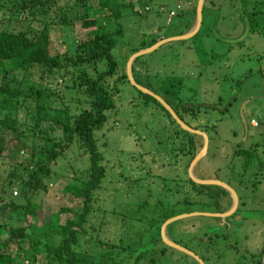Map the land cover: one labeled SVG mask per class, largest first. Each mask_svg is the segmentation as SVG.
Here are the masks:
<instances>
[{"label": "rangeland", "instance_id": "1", "mask_svg": "<svg viewBox=\"0 0 264 264\" xmlns=\"http://www.w3.org/2000/svg\"><path fill=\"white\" fill-rule=\"evenodd\" d=\"M207 1L209 5L213 2L210 5L213 9L205 6L202 14L203 24L201 23L202 26L200 24V28L197 29L199 33L188 41L187 46L178 39L173 40L171 36L180 30L191 31L196 21V12L187 14L185 7L181 14L170 20L171 17H167L168 12L180 5L176 0L139 1L136 5L138 9L143 10L142 13L130 14L122 18L125 32L121 40L124 43L120 49H116L117 46L113 48L112 53L118 61V66L123 68L124 62L126 61L127 64L131 56L128 57L130 47L141 42L145 43V39L156 32L157 26L162 24L159 33L167 36L168 40L158 45L156 52L141 53L143 55L137 61L134 62V59L131 61L130 68L133 65L135 72L132 78L136 84L152 91V94L147 93L152 97L156 94L171 104L175 100L174 97H178L175 100L177 102H189L185 103L189 110L183 111L184 114L180 111L183 120L176 115L186 125L193 128L198 126V130L203 129L209 135L207 150L192 169L194 176L228 182V185L238 191L239 200L243 202L238 210L226 216L216 215L205 219L199 215H191L177 218L166 225L165 232L168 238L177 240L204 256H206L204 251L208 250L207 255L210 259L208 262L205 260V264H261L258 260L262 262L264 260V34L251 32L250 29L252 27L264 31V0ZM193 3L194 1L191 0L189 5L193 6ZM234 12L236 15H232ZM131 20L133 23L130 22ZM114 25L117 26L116 22L112 21L111 26ZM89 33L79 28L75 31L77 38L87 37ZM59 42L61 39H53L52 50ZM62 72V70L56 71L52 76H58ZM134 72L130 69L131 76ZM66 80H69V75L63 74L56 81L54 79L53 85L61 87ZM119 86L120 91L116 96V121L113 123L110 118L106 122L100 130V141L107 142L101 147L107 159L110 158V161L122 165L107 166L103 182L94 191L96 216L99 219L104 214L103 221L107 223L102 225L96 239L102 242L115 241L114 237L117 235L120 238L128 237L129 239L125 238V240L131 242L142 237L137 243L138 246L143 248L148 243L142 253L147 257L152 254L161 256L156 248L164 244L161 238L163 222L158 231L159 236L155 239L154 235L153 240L148 242L155 233L152 224L163 215L173 216V214L194 212L186 211L197 209L198 204L186 205L180 202L176 205L174 200L180 194L169 190L173 178L181 175L186 161L185 155L180 154L179 150L170 148L168 139L167 151L164 154L170 155L173 152L172 154L179 158L175 167H163L153 161L152 151L154 147L162 149V146L166 145V143H157L162 132L165 136L173 134L171 137L178 134L180 140L177 142L183 143L178 145L183 148L184 144L188 147V135H184L173 125L169 129L163 128V113L157 103L159 100L156 97L157 101L151 96L140 94L135 88L138 86L134 85L130 78L122 81ZM244 101L247 110L251 112L246 118L255 117L250 123L255 120L262 125L260 129L249 126L246 135L240 115ZM170 115L173 117L172 114ZM174 120L184 129L175 118ZM159 127L162 129H158ZM132 136L136 139L134 140ZM195 138L198 152L202 147L200 143L203 144V136ZM178 145L172 146L175 148ZM248 147H252L253 151L248 153L247 159L252 165L250 166L249 163L247 169L242 171L239 165L246 159V155L236 150ZM149 149L152 150L148 151ZM3 161L4 163L0 159V171L5 168L6 160ZM87 162L88 155L74 141L59 161L56 171L72 165L80 170V166H85ZM131 164L137 165V168H131ZM115 171L120 173L119 182L110 178ZM86 173L88 174L87 171ZM77 175L86 177L83 172L73 171L68 172L67 175H55L53 177L55 181L49 185L48 191L38 194L40 206L37 223L48 220L51 216L55 217L54 211L61 206L79 209L77 200L70 193L64 192L66 184ZM163 181L166 184L165 188H162ZM13 186H11L12 192L17 189ZM197 198L191 194L188 199ZM143 199L148 200L149 205L141 207L142 213L137 212L135 208L139 202L142 204ZM117 202V208H121L124 213L114 211ZM220 202L222 208L229 210L232 205L231 193L220 196ZM70 215L67 213L58 216L63 221ZM207 220L217 229V234L212 235L211 242L205 241L203 246L202 244L197 246L196 241L202 239L204 227L209 224ZM128 224L130 226L124 235L123 230ZM94 235L96 234L79 238L78 250L87 256L85 264L91 262L113 264L108 259L109 250H106L100 241H95ZM168 247L162 255L165 258L178 260V256L182 254L184 256L177 261L178 264H200L183 250L173 246ZM172 249L175 250L173 254H171ZM110 250L117 252L118 249L112 246ZM124 253L116 256L115 260H121ZM143 260L144 258L140 259L136 264H144ZM174 261H170V264ZM123 264H129V260L124 261Z\"/></svg>", "mask_w": 264, "mask_h": 264}, {"label": "trees", "instance_id": "2", "mask_svg": "<svg viewBox=\"0 0 264 264\" xmlns=\"http://www.w3.org/2000/svg\"><path fill=\"white\" fill-rule=\"evenodd\" d=\"M139 1L141 0H0V159L2 163L6 160L4 170L0 171L3 172L0 173V264H85L87 256L78 250L79 238L84 235L90 237L93 233L96 234L93 236L95 241H100L101 245L109 250L108 259L113 264H123L126 260H129V264H136L142 258L144 264H162V262L170 264V261L175 260L162 256L169 248L165 243L156 248L161 256L152 254L147 257L142 251L148 243L143 248L137 244L142 237L130 242L125 240V238L129 239L128 237L120 238L116 235L117 238L114 237V240H121L118 243L96 239L102 225L107 223L103 221L104 214L99 219L96 216L94 191L103 182L107 166L122 165L110 161V158L107 159L103 153L104 149L101 148L107 142L100 141V130L106 122L110 118L113 123L116 121V96L120 91L119 85L128 79L126 61L123 68L119 67L112 49L116 46V49H120L124 43L121 40L125 32L122 18L130 14L142 13L143 10L138 9L136 5ZM176 1L180 4L178 6L184 3L185 6L176 8L172 14L168 12L167 17H171L170 20L181 14L185 7L187 14H195L197 0H192L193 6L186 4L190 0ZM211 4L213 2H210ZM210 5L207 0H203L200 24H203L202 14L205 6L213 9ZM112 21L116 22L117 26H111ZM130 22L133 23V20ZM161 25H158L157 31L145 39V43L141 42L130 47L128 57L166 38L167 36L159 33ZM77 28L89 31V36L77 38L75 35ZM250 31L264 34L263 30L257 28L251 27ZM185 32L180 30L176 34L181 35ZM198 33L199 31L196 30L185 38H179L178 41L187 46L188 41ZM54 38L61 39V42L52 50ZM157 46L148 52H156L159 47ZM143 54L136 56L133 61H137ZM133 67L131 65L132 72H134ZM61 70L62 74L52 76L54 72ZM63 74H68L69 80H66L61 87L53 85L54 79L56 81ZM134 74L135 72L132 77ZM135 88L140 94L151 96ZM152 98L156 100L155 97ZM175 100L172 103L174 105L164 101L182 119L180 111L182 114L183 111H188L189 107H186L185 103L189 102L182 103ZM157 103L163 113L162 127L169 129L173 125L184 135H188V147L184 144L183 148L178 145L183 144L181 141L177 142L180 140L178 134L171 137L173 134L165 136L162 132L157 143H166V145L162 146V149L154 147L152 151L153 161L158 162L159 166L175 167L179 157L173 155V152L170 155L164 154L169 139L170 148L179 150L180 154L183 153L186 157L181 175L173 178L169 188L170 191L180 194L174 200V204L180 202L186 205L198 204L197 209L186 212L192 210L224 212L227 208H222L220 196L229 192L217 184L197 183L187 173V167L198 150L195 137L200 135L180 128L171 117L169 110L160 102ZM246 115H251V112L244 111L247 131L249 126L257 129L262 127L255 120V122L251 121V124L250 120L255 117L247 119ZM197 127L195 126L196 129ZM202 131L206 133L205 130ZM132 138L136 139L135 136ZM74 141L88 155V162L85 166L81 165L80 170L72 165L56 171L59 161ZM174 144L178 146L174 148L172 146ZM200 145L202 146L201 143ZM236 152L246 155V159L239 165V169L245 171L250 163L247 159L248 153L253 152L252 147L239 148ZM131 168L136 169L137 165L131 164ZM71 171L83 172L86 175V177L79 175L74 177L66 184L64 190L77 200L79 209L61 206L54 211L55 217L51 216L48 220L37 223L40 206L38 194L48 191L49 185L55 181L53 178L55 175H67ZM119 175L120 173L115 171L110 178L119 182ZM161 184L162 188L166 187L165 181ZM11 186L17 187L13 191L15 193L12 192ZM181 189L182 193H180ZM236 193L238 196V191ZM191 194L198 198L188 199ZM148 202L143 199L142 204L139 202L135 208L136 211L142 213L141 207L149 205ZM242 204V200H239L235 210H238ZM117 205L118 202L114 211L124 213L121 208H117ZM67 213L71 215L66 216L63 221L58 216ZM196 215L205 219L213 217ZM171 216L163 215L152 224L155 233L148 242L153 240L154 235L155 239L159 236L160 225ZM207 221L209 224L204 227L202 239L196 241L197 246L198 244L203 246L205 241L211 242L212 235L217 234V229L211 226L209 220ZM128 226L130 224L123 230L124 235ZM109 231L111 232L110 229ZM173 241L191 249L177 240ZM112 246L118 249L117 252H111ZM172 250L171 254L175 251ZM192 251L203 261L208 262L210 259L207 255L208 250L204 251L207 257ZM122 252H125L123 258L116 261L115 257L120 256ZM182 256L184 255L180 254L178 260L182 259ZM178 260L172 264H178ZM258 262L264 264V260Z\"/></svg>", "mask_w": 264, "mask_h": 264}, {"label": "water", "instance_id": "3", "mask_svg": "<svg viewBox=\"0 0 264 264\" xmlns=\"http://www.w3.org/2000/svg\"><path fill=\"white\" fill-rule=\"evenodd\" d=\"M202 3H203V0H197V7H196V25L195 27L189 31L188 33L186 34H183V35H180V36H174V38H185L191 34H193L199 24H200V20H201V7H202ZM165 40L167 39H164V40H161V41H158L157 43L147 47V48H143V49H140L136 52H134L133 54H131L130 58L128 59L127 61V77L130 78V81L134 84V85H137L139 89H143L144 92H149L152 94V91L148 90L147 88L141 86V85H138L136 84V82L133 80L132 76H131V73H130V63L131 61L138 55H140L141 53H144V52H148L152 49H154L157 45H159L160 43L162 42H165ZM158 100L159 102L164 105L168 110L169 112L172 114V116L179 122V124L186 130H188L189 132H197V133H200L202 136H203V146L202 148L200 149L199 152H197L195 154V156L193 157V159L191 160L188 168H187V173H188V176L194 180L195 182L197 183H201V184H219V185H222L224 186L228 191L231 192L232 194V205L231 207L229 208V210L227 211H224V212H221V213H212V212H204V211H194V212H189V213H182V214H179V215H174V216H171L169 217L166 221L163 222V225H162V233H161V238L163 240V242L165 244H167L168 246H173V247H176L180 250H183L184 252L190 254L192 257H194L196 260H198V262L200 264H205L204 261L199 258L197 255L194 254L193 251H190L188 249H186L185 247L179 245L178 243L170 240L166 234H165V227L168 223L172 222L173 220L177 219V218H180V217H184V216H191V215H196V214H204V215H208V216H216V215H221V216H226L230 213H232L234 211V209L236 208L237 206V202H238V199H237V195H236V192L233 190V188L231 186H229L227 183L221 181V180H218V179H215V180H212V179H200L196 176H194L193 172H192V169H193V166L194 164L201 158V156L205 153L206 151V147H207V141H208V137L207 135L203 132V131H200V130H197V129H194L188 125H186L185 123L182 122V120L176 115V113L172 110V108L158 95H154ZM245 103L246 101H244L241 105V110H240V115H241V120H242V126L244 128V133L246 135L247 133V122H246V119H245V116H244V111L248 112L249 111L246 109V106H245Z\"/></svg>", "mask_w": 264, "mask_h": 264}, {"label": "clouds", "instance_id": "4", "mask_svg": "<svg viewBox=\"0 0 264 264\" xmlns=\"http://www.w3.org/2000/svg\"><path fill=\"white\" fill-rule=\"evenodd\" d=\"M191 3V0L190 1H187L186 2V4L187 5H189ZM203 4V3H202ZM185 5H182V6H178V8H183ZM197 7V6H196ZM145 8L147 9V6H145ZM202 8V7H201ZM170 14H172V13H174L175 12V9H171L170 11ZM196 19H197V17H196ZM195 25H196V21H195V23H194V25L192 26V28L191 29H193L194 27H195ZM189 32V31H188ZM188 32H186V33H188ZM186 33H184V34H186ZM181 35H183V34H181ZM174 36H180V35H173V36H171V37H174ZM180 37H178V38H174V39H179ZM164 39H166V38H163V39H160L159 41H161V40H164ZM168 40V39H167ZM167 40H165V41H167ZM158 42V41H157ZM156 42V43H157ZM163 43V42H162ZM155 44V43H154ZM263 126H264V124H263ZM193 128V127H192ZM194 129H196V128H194ZM197 130H198V128H197ZM200 131H202V130H200ZM204 132V131H203ZM192 133H197V132H192ZM205 133V132H204ZM197 134H200V133H197ZM206 134V133H205ZM201 135V134H200ZM207 135V134H206ZM207 137H208V135H207ZM204 139V138H203ZM209 140V139H208ZM207 145H208V141H207ZM202 146H203V144H202ZM202 148V147H201ZM206 150H207V147H206ZM200 151V150H199ZM198 151V152H199ZM206 152V151H205ZM195 156V155H194ZM198 162V161H197ZM196 162V163H197ZM195 163V164H196ZM190 164V163H189ZM194 164V165H195ZM189 166V165H188ZM188 168V167H187ZM193 168H194V166H193ZM201 179V178H200ZM218 180H220V179H218ZM221 181H223V180H221ZM223 182H225V181H223ZM225 183H227V182H225ZM228 184V183H227ZM219 185V184H218ZM230 186V185H229ZM232 187V186H231ZM233 188V187H232ZM226 189V188H225ZM227 190V189H226ZM233 190L236 192V190L233 188ZM228 191V190H227ZM230 192V191H229ZM231 193V192H230ZM236 195H237V193H236ZM231 196H232V194H231ZM237 204H238V202H237ZM236 209V208H235ZM234 209V210H235ZM169 224V223H168ZM165 230H166V227H165ZM165 234H166V232H165ZM167 236V235H166ZM168 237V236H167ZM173 241V240H172ZM167 245V244H166ZM199 257V256H198ZM194 258V257H193ZM205 263V262H204ZM33 264H37V263H33Z\"/></svg>", "mask_w": 264, "mask_h": 264}, {"label": "crops", "instance_id": "5", "mask_svg": "<svg viewBox=\"0 0 264 264\" xmlns=\"http://www.w3.org/2000/svg\"><path fill=\"white\" fill-rule=\"evenodd\" d=\"M208 143H209V140H208ZM237 199H238V196H237ZM211 264V263H210Z\"/></svg>", "mask_w": 264, "mask_h": 264}, {"label": "built area", "instance_id": "6", "mask_svg": "<svg viewBox=\"0 0 264 264\" xmlns=\"http://www.w3.org/2000/svg\"><path fill=\"white\" fill-rule=\"evenodd\" d=\"M13 193H15V192H13Z\"/></svg>", "mask_w": 264, "mask_h": 264}]
</instances>
